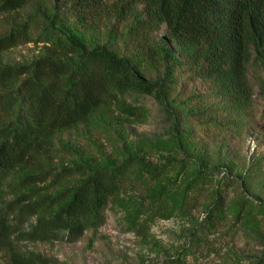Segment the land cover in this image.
I'll return each instance as SVG.
<instances>
[{"label":"trees","instance_id":"obj_1","mask_svg":"<svg viewBox=\"0 0 264 264\" xmlns=\"http://www.w3.org/2000/svg\"><path fill=\"white\" fill-rule=\"evenodd\" d=\"M45 1L0 0V17L19 21L0 36V54L46 44L43 55L29 63L0 65V264H48L19 245L74 243L102 224L104 209L120 191L157 185L164 173L132 157L100 168L59 169L58 156L68 153L55 148L58 135L88 125L108 109L141 120L144 109L138 103L151 100L170 116L175 136L181 123L188 136L209 140L227 131L225 118L247 107L255 89L264 93V0H54L62 11H54L44 37L30 29L38 23L17 15ZM56 21H74L91 31L114 21L133 54L118 56L102 46L87 49L57 30ZM185 75L207 91L188 93L179 107L175 102L181 99ZM40 186L51 194L36 197ZM164 186L148 196L151 218L201 210L208 232L223 230L245 246H264L263 207L239 198L229 214L220 189L199 172L177 195ZM7 192L16 199L6 202ZM152 264L185 263L166 258Z\"/></svg>","mask_w":264,"mask_h":264},{"label":"rangeland","instance_id":"obj_2","mask_svg":"<svg viewBox=\"0 0 264 264\" xmlns=\"http://www.w3.org/2000/svg\"><path fill=\"white\" fill-rule=\"evenodd\" d=\"M54 11L60 13L62 10L54 0H46L29 6L18 13L17 18L20 21L33 19L38 24L30 29L45 37ZM18 22L0 17V36ZM54 26L79 39L87 49L102 46L118 56L133 54L122 26L114 21L104 22L95 31L82 29L74 21H56ZM162 34L156 33L153 40ZM45 46V42L17 46L0 54V65L29 63L43 55ZM181 88V99L175 102L179 107L188 93L207 91L188 75L184 76ZM138 104L144 109L141 120L129 119L108 109L96 113L88 125L58 135L53 140L55 148L66 149L68 154L58 156L57 167L100 168L132 157L162 167L164 173L157 185L159 188L166 185L171 195H177L199 172L213 189H220L225 200L224 209L229 214L235 212L233 204L239 198L264 208V93L255 89L247 107L225 118L227 131L209 140L188 136L189 130L184 123L179 124L175 136L170 116L159 111L153 101L142 100ZM157 185L120 191L115 201L104 209L102 224L85 231L74 243L28 242L19 247L40 255L48 264H152L166 258H178L185 264H264V246H245L242 241L232 240L223 230L216 234L208 232L201 223L205 215L201 210L186 216L176 212L167 220L151 218L148 196L156 191ZM38 188L36 197L51 194L43 186ZM15 199L16 196L8 192L4 196L6 202Z\"/></svg>","mask_w":264,"mask_h":264}]
</instances>
